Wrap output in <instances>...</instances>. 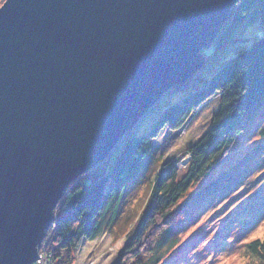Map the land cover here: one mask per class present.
I'll use <instances>...</instances> for the list:
<instances>
[{
    "label": "water",
    "instance_id": "95a60500",
    "mask_svg": "<svg viewBox=\"0 0 264 264\" xmlns=\"http://www.w3.org/2000/svg\"><path fill=\"white\" fill-rule=\"evenodd\" d=\"M241 0H7L0 8V264H31L66 188L101 163Z\"/></svg>",
    "mask_w": 264,
    "mask_h": 264
},
{
    "label": "trees",
    "instance_id": "16d2710c",
    "mask_svg": "<svg viewBox=\"0 0 264 264\" xmlns=\"http://www.w3.org/2000/svg\"><path fill=\"white\" fill-rule=\"evenodd\" d=\"M258 20L264 22V0H241L233 6L209 45V56L202 53L210 60L192 78L163 95L170 93L173 99L163 103L162 96L137 120L105 158L108 167L99 163L66 188L37 247V251L46 249L49 263L71 264L83 240L92 241L129 219L127 195L138 186L145 197L134 222L123 223L128 228L126 242L114 264H158L176 245L168 220L178 201L242 138L243 119L264 100V36L237 54L221 60L218 55L239 25ZM216 96L217 112L210 129L190 148L186 173L179 176L171 162L156 165L152 139L164 129L179 130L203 103ZM152 123L149 133L141 131L143 125ZM246 247L252 257L264 262V241H251Z\"/></svg>",
    "mask_w": 264,
    "mask_h": 264
},
{
    "label": "rangeland",
    "instance_id": "374dc122",
    "mask_svg": "<svg viewBox=\"0 0 264 264\" xmlns=\"http://www.w3.org/2000/svg\"><path fill=\"white\" fill-rule=\"evenodd\" d=\"M263 36V21L242 23L226 39L218 53L219 60L241 52L253 39ZM208 48L203 51L206 56H209ZM163 99L164 103L173 96L169 93ZM217 109L216 96L203 103L179 130L164 129L152 139L151 154L156 165L171 162L179 176L184 175L189 165V150L210 129ZM152 125H143L141 131L149 133ZM263 127L264 100L243 119L242 138L230 146L206 178L193 185L178 201L168 220L177 243L164 253L158 264H264L252 257L246 247L251 241H264L261 234L264 232ZM101 163L108 167L106 160ZM127 196L132 215L125 222L133 223L145 196L140 186L132 188ZM125 222L92 241L83 240L71 264H114L126 242ZM40 250L44 255L46 249Z\"/></svg>",
    "mask_w": 264,
    "mask_h": 264
},
{
    "label": "built area",
    "instance_id": "2783aa9c",
    "mask_svg": "<svg viewBox=\"0 0 264 264\" xmlns=\"http://www.w3.org/2000/svg\"><path fill=\"white\" fill-rule=\"evenodd\" d=\"M48 257L49 256H46V254L44 253V255L41 253V250H39L37 252V256H36V259L31 263V264H51L49 263L48 261ZM39 259H43L42 261H38Z\"/></svg>",
    "mask_w": 264,
    "mask_h": 264
},
{
    "label": "snow or ice",
    "instance_id": "6c2138e0",
    "mask_svg": "<svg viewBox=\"0 0 264 264\" xmlns=\"http://www.w3.org/2000/svg\"><path fill=\"white\" fill-rule=\"evenodd\" d=\"M6 3H7V0H4V3H0V8H3ZM261 234L264 235V232H262Z\"/></svg>",
    "mask_w": 264,
    "mask_h": 264
},
{
    "label": "clouds",
    "instance_id": "9594fccd",
    "mask_svg": "<svg viewBox=\"0 0 264 264\" xmlns=\"http://www.w3.org/2000/svg\"><path fill=\"white\" fill-rule=\"evenodd\" d=\"M44 234V233H43Z\"/></svg>",
    "mask_w": 264,
    "mask_h": 264
}]
</instances>
